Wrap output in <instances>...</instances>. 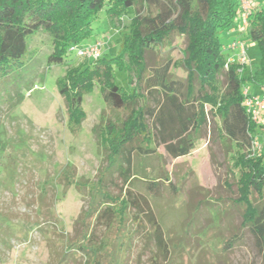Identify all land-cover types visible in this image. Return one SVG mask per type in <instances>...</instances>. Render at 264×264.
Listing matches in <instances>:
<instances>
[{
  "label": "trees",
  "instance_id": "obj_1",
  "mask_svg": "<svg viewBox=\"0 0 264 264\" xmlns=\"http://www.w3.org/2000/svg\"><path fill=\"white\" fill-rule=\"evenodd\" d=\"M143 1L158 8L156 15L162 19L145 22L132 17L127 30L118 33L115 54L105 56L103 45L100 58L68 69L55 82L71 131L84 121V96L96 86L109 109L92 129L105 166L88 192L87 209L76 222L78 234L62 243L56 264L79 258L84 259L83 264H125L133 238L146 226V238L155 250L149 264L167 261V238L148 198L129 188L134 179L133 159L155 156L158 146L172 159L189 155L207 126L208 112L212 118L218 117L220 136L233 153L237 171L233 204L240 212L239 228L250 234L255 250L264 258V160L252 151L262 127L251 122L242 94L246 81L264 84V8L251 9L247 16L244 39L255 44L260 54L258 66L251 72L238 63H227L228 55L222 52L225 44L220 37L233 30L239 10L236 0ZM135 4L136 0H0V81L10 82L8 76L12 75L21 83L15 89L27 84L17 73L27 69V39L34 33L44 30L51 37L47 64L64 65L68 49L83 45L92 36V22L103 10L106 21H121ZM176 37L186 39L182 60L172 64L167 59L164 64L157 59L150 68L147 54L169 47ZM172 67L186 71L184 82L172 77ZM116 71L125 74L129 84L134 79L137 87L125 90L118 86ZM120 112L126 114L122 121L117 119ZM114 180L121 184L118 194L111 191ZM164 180L168 181L167 177ZM146 183L147 194L157 197L161 182L151 179ZM102 230L98 240L97 233Z\"/></svg>",
  "mask_w": 264,
  "mask_h": 264
},
{
  "label": "rangeland",
  "instance_id": "obj_2",
  "mask_svg": "<svg viewBox=\"0 0 264 264\" xmlns=\"http://www.w3.org/2000/svg\"><path fill=\"white\" fill-rule=\"evenodd\" d=\"M243 1L251 3L248 12L264 8V0ZM236 2L239 10L231 28L239 32L243 11L240 0ZM159 11L143 0H136L134 8L121 21L108 22L103 10L92 22L93 34L83 45L100 41L104 55H113L119 47L118 33L127 30L132 17L157 22L163 17L156 15ZM27 40L28 72L17 73L27 84L15 89L21 83L15 82L19 78L12 75L8 76L10 82L0 81V264H56L62 243L78 234L76 222L87 209L88 192L105 166L92 129L99 124L102 112L107 114L109 109L96 86L84 96V121L71 131L67 108L55 82L68 69L83 65L86 60L67 53L68 63L49 66L46 58L52 51L50 35L40 30ZM227 40L228 33L224 32L220 42L225 44ZM246 44L249 65L244 69L255 72L259 50L253 43L246 41ZM169 45L147 54L150 68L157 59L164 64L167 59L172 64L182 60L185 37H176ZM170 73L182 82L186 79L183 68L172 67ZM114 79L125 90L137 87L134 79L129 84L127 76L118 71ZM259 86L262 85L246 81L243 89L250 95H259ZM205 110L208 112V107ZM125 116L120 112L118 121ZM259 127L262 130L254 142H258L256 148L260 150L256 154L264 160V120ZM219 136L220 121L208 112L207 126L189 155L172 159L158 146L155 156L133 159L134 179L129 188L148 198L167 238L170 253L161 264H264L253 238L239 228L240 212L233 204L237 198V171L227 141ZM151 179L161 182L157 197L146 192V182ZM111 187L113 194H118L121 184L114 180ZM146 230L133 238L125 264H149L155 250L146 238ZM102 234L103 230L96 238L99 240ZM113 236L114 233L110 235ZM83 263L84 259L79 258L68 264Z\"/></svg>",
  "mask_w": 264,
  "mask_h": 264
},
{
  "label": "built area",
  "instance_id": "obj_3",
  "mask_svg": "<svg viewBox=\"0 0 264 264\" xmlns=\"http://www.w3.org/2000/svg\"><path fill=\"white\" fill-rule=\"evenodd\" d=\"M246 5V6H245ZM251 3L248 1L240 0V9H242V30L240 32L236 30H230L236 38L222 47V52L228 55L227 63H238L240 66L246 68L249 65V60L247 57L246 40L241 37L248 28L247 16L250 9ZM103 44L100 41H95L92 44L72 46L68 49L69 56H74L75 58L81 60H97L102 55ZM243 106L247 115L249 116L251 122L255 125H260L262 119L264 118V84L260 87L259 95H250L246 89H243ZM258 142H253L252 151L253 154L260 156V150L256 148Z\"/></svg>",
  "mask_w": 264,
  "mask_h": 264
},
{
  "label": "crops",
  "instance_id": "obj_4",
  "mask_svg": "<svg viewBox=\"0 0 264 264\" xmlns=\"http://www.w3.org/2000/svg\"><path fill=\"white\" fill-rule=\"evenodd\" d=\"M237 28V27H236ZM233 30H235V29H233ZM240 32V31H239ZM236 38V36L233 34V33H229L228 34V40H227V43H229L230 41H232V40H234ZM227 43H225V44H227ZM260 87V86H259ZM260 94V93H259ZM264 119H262V121H263ZM260 131V130H259Z\"/></svg>",
  "mask_w": 264,
  "mask_h": 264
}]
</instances>
